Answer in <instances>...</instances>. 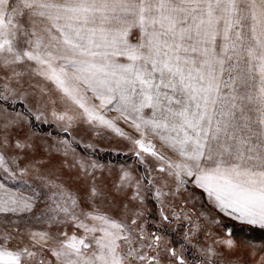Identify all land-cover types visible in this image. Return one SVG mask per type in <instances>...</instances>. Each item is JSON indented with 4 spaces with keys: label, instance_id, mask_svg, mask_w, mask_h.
I'll return each mask as SVG.
<instances>
[{
    "label": "snow or ice",
    "instance_id": "obj_1",
    "mask_svg": "<svg viewBox=\"0 0 264 264\" xmlns=\"http://www.w3.org/2000/svg\"><path fill=\"white\" fill-rule=\"evenodd\" d=\"M0 264H264V0H0Z\"/></svg>",
    "mask_w": 264,
    "mask_h": 264
},
{
    "label": "rangeland",
    "instance_id": "obj_2",
    "mask_svg": "<svg viewBox=\"0 0 264 264\" xmlns=\"http://www.w3.org/2000/svg\"><path fill=\"white\" fill-rule=\"evenodd\" d=\"M99 147L106 148V147H107V144H106V142H104V141H100V142H99ZM105 159H107V157H106V156H105Z\"/></svg>",
    "mask_w": 264,
    "mask_h": 264
}]
</instances>
